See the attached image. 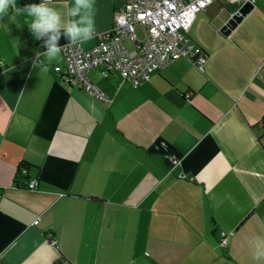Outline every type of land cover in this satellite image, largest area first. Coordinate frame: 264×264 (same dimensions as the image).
Listing matches in <instances>:
<instances>
[{"label":"crops","instance_id":"obj_1","mask_svg":"<svg viewBox=\"0 0 264 264\" xmlns=\"http://www.w3.org/2000/svg\"><path fill=\"white\" fill-rule=\"evenodd\" d=\"M48 2L69 19L72 0ZM124 2L94 0L96 31ZM29 20L0 17V264H264L249 248L264 235V0L196 13L203 70L179 57L134 87L91 69L106 101L60 78L62 52L33 67L43 46Z\"/></svg>","mask_w":264,"mask_h":264},{"label":"built area","instance_id":"obj_2","mask_svg":"<svg viewBox=\"0 0 264 264\" xmlns=\"http://www.w3.org/2000/svg\"><path fill=\"white\" fill-rule=\"evenodd\" d=\"M215 0H125L114 11L111 26L96 31V42L90 47L81 43L62 44V62L54 65V71L71 86L82 88L99 100H109L105 91L89 78L88 72L100 67V73L107 76L116 71L134 87L147 81L154 72L167 66L179 57L190 59L200 70L204 69L207 54L187 35L196 13ZM136 25L145 29V37L139 39ZM132 40V48L125 40ZM189 97V94H185ZM22 175H28L26 166H19ZM37 176H30L25 182L27 189H36ZM37 220L33 223L36 224ZM231 231L219 232V243L227 245ZM57 247L56 240L49 237ZM56 264H71L67 261Z\"/></svg>","mask_w":264,"mask_h":264},{"label":"clouds","instance_id":"obj_3","mask_svg":"<svg viewBox=\"0 0 264 264\" xmlns=\"http://www.w3.org/2000/svg\"><path fill=\"white\" fill-rule=\"evenodd\" d=\"M17 0H0V17L12 14H24L30 18L26 23L31 35L42 42L43 52L33 59V67L46 71L44 62H52L59 58L62 45L61 36L68 43L79 44L90 40L96 33L94 20V0H72L70 7L62 18L61 12L51 6L48 0H30L20 7H16ZM254 259L264 260V235H257L249 240Z\"/></svg>","mask_w":264,"mask_h":264},{"label":"water","instance_id":"obj_4","mask_svg":"<svg viewBox=\"0 0 264 264\" xmlns=\"http://www.w3.org/2000/svg\"><path fill=\"white\" fill-rule=\"evenodd\" d=\"M246 7H240L235 12L231 14V16L228 18V20L225 22V24L222 26V30L224 32H227L231 27H234L236 25V22L241 19V17L245 14Z\"/></svg>","mask_w":264,"mask_h":264},{"label":"rangeland","instance_id":"obj_5","mask_svg":"<svg viewBox=\"0 0 264 264\" xmlns=\"http://www.w3.org/2000/svg\"><path fill=\"white\" fill-rule=\"evenodd\" d=\"M136 34L137 36L140 38L141 36L143 37L144 36V33H143V30L141 27H138V25H136ZM141 37V38H142ZM125 45L126 47L128 48H132V40L131 39H126L125 40Z\"/></svg>","mask_w":264,"mask_h":264},{"label":"trees","instance_id":"obj_6","mask_svg":"<svg viewBox=\"0 0 264 264\" xmlns=\"http://www.w3.org/2000/svg\"><path fill=\"white\" fill-rule=\"evenodd\" d=\"M22 164H20V166H21ZM22 166H25V165H22ZM26 177V175H22L21 173H20V171H19V166H18V168H17V170H16V173H15V177H14V180H15V182L17 183V184H20L21 183V179L22 178H25Z\"/></svg>","mask_w":264,"mask_h":264}]
</instances>
